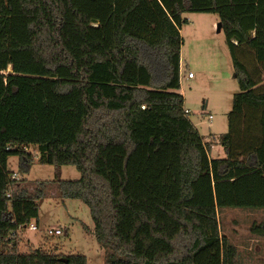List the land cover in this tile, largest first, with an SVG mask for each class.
Instances as JSON below:
<instances>
[{
	"label": "trees",
	"instance_id": "trees-1",
	"mask_svg": "<svg viewBox=\"0 0 264 264\" xmlns=\"http://www.w3.org/2000/svg\"><path fill=\"white\" fill-rule=\"evenodd\" d=\"M194 12L217 15L238 84L223 158L179 93ZM29 148L80 173L57 195L88 207L105 264H242L218 213H264V0H0V264H87L17 251L52 185L27 187ZM249 233L264 238V217Z\"/></svg>",
	"mask_w": 264,
	"mask_h": 264
},
{
	"label": "rangeland",
	"instance_id": "rangeland-1",
	"mask_svg": "<svg viewBox=\"0 0 264 264\" xmlns=\"http://www.w3.org/2000/svg\"><path fill=\"white\" fill-rule=\"evenodd\" d=\"M183 17L187 22L180 28L179 93L183 96L184 107L189 110L188 117L196 125L200 136L215 148L210 153L211 157L217 158L221 155L220 151L224 155L218 138L228 130L227 115L232 108V97L238 92V84L224 32H217V15L194 12ZM189 73L192 79L187 77ZM28 151L34 155V163L28 175L23 177L27 187L33 188L41 181H48L52 185L46 192L47 196L38 202L37 219L30 222L38 226V230L27 229L16 234L17 251L29 250L19 243L28 239L33 243V248L42 247L64 256L83 255L87 264H105L104 251L92 234L94 225L88 207L79 200H62L57 195L56 178L75 181L80 178V173L73 166L41 164L37 151L33 148ZM7 170L16 172L17 157L8 158ZM262 217L264 213L239 208L218 213L220 233L238 247L242 264H264V238L249 233L250 223ZM48 228L62 229V235L48 236Z\"/></svg>",
	"mask_w": 264,
	"mask_h": 264
},
{
	"label": "built area",
	"instance_id": "built-area-1",
	"mask_svg": "<svg viewBox=\"0 0 264 264\" xmlns=\"http://www.w3.org/2000/svg\"><path fill=\"white\" fill-rule=\"evenodd\" d=\"M187 77L189 79L192 78V74L189 73L187 75ZM142 108H144V107H142ZM185 112H188V111L186 110ZM209 118H211V116H209ZM11 178L12 179H17V175L15 173H13ZM7 197H11V192H9L7 194ZM24 229L25 230L28 229L29 231H37L38 230V226H35L33 224H29L28 226H24ZM46 232H47L48 236H60V235H62V229H59V228H48Z\"/></svg>",
	"mask_w": 264,
	"mask_h": 264
},
{
	"label": "crops",
	"instance_id": "crops-1",
	"mask_svg": "<svg viewBox=\"0 0 264 264\" xmlns=\"http://www.w3.org/2000/svg\"><path fill=\"white\" fill-rule=\"evenodd\" d=\"M186 14H184L183 16H185ZM180 69H181V65H180ZM192 78H193V76H192ZM192 78H190V79H192ZM183 108H184V110H187L188 112H189V110L188 109H186L185 107H184V105H183ZM194 124V123H193ZM195 125V124H194ZM195 127H196V125H195ZM197 128V127H196ZM198 130V129H197ZM199 132V131H198ZM213 149H215L212 145H211V151L213 150ZM211 153V152H210ZM220 153H221V155H219L218 157H220L221 156V158L224 156H222V152L220 151ZM217 157V158H218ZM210 158H212L211 157V154H210ZM17 235H18V233H17ZM20 243V246H23L24 248H26V249H29V248H31V246H32V244L33 243H31L30 242V240H28V239H25V242L24 243H22V242H19ZM15 244H16V247L18 248L19 247V245H18V243L17 242H15ZM21 248V247H20ZM22 252H25V251H22ZM263 252V251H262Z\"/></svg>",
	"mask_w": 264,
	"mask_h": 264
},
{
	"label": "water",
	"instance_id": "water-1",
	"mask_svg": "<svg viewBox=\"0 0 264 264\" xmlns=\"http://www.w3.org/2000/svg\"><path fill=\"white\" fill-rule=\"evenodd\" d=\"M220 31H221V24L218 23V25H217V32H220Z\"/></svg>",
	"mask_w": 264,
	"mask_h": 264
}]
</instances>
